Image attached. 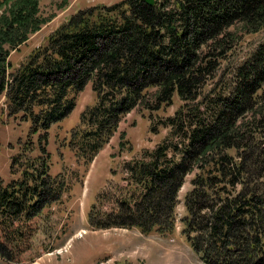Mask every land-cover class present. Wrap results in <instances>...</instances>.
I'll use <instances>...</instances> for the list:
<instances>
[{"label": "trees", "instance_id": "trees-1", "mask_svg": "<svg viewBox=\"0 0 264 264\" xmlns=\"http://www.w3.org/2000/svg\"><path fill=\"white\" fill-rule=\"evenodd\" d=\"M41 1L0 0V99L10 118L30 124L11 157L17 179L0 176V258L15 261L36 233L32 222L62 201L64 181L50 173L49 131L70 117L90 85L95 103L70 141L85 165L126 115L140 107L159 111L176 96L182 102L163 123L164 142L127 163L130 183L143 189L138 199L118 201V213L104 220L93 214V226L172 232L179 193L194 174L184 233L197 255L206 264H264V40L221 73L229 30H264V0L90 5L16 65L13 54L55 18L42 14Z\"/></svg>", "mask_w": 264, "mask_h": 264}, {"label": "rangeland", "instance_id": "rangeland-1", "mask_svg": "<svg viewBox=\"0 0 264 264\" xmlns=\"http://www.w3.org/2000/svg\"><path fill=\"white\" fill-rule=\"evenodd\" d=\"M120 1L42 0V14L55 18L13 54L12 62L19 64L32 50L45 44L51 33L78 10ZM229 32L231 50L222 61L221 73H229L239 66L264 40V30L249 33L241 24ZM217 80L210 82L205 92L215 87ZM95 100L92 87L88 85L77 97L76 109L70 117L49 131L50 173L53 177H61L66 192L60 203L46 209L32 222L36 233L28 244H24L23 252L15 257V261L0 258V264H206L184 233L187 217L184 201L192 189L194 174L186 178L179 193L172 232L154 228L150 233H144L139 228L93 226L90 221L93 214L98 220H104L105 215L118 213V201L126 199L133 205L138 199L143 189L130 183L127 163L141 159L145 151H153L164 142L169 130L163 123L182 105L176 96L171 105H164L159 111L140 107L126 115L106 147L90 165H85L83 160H77L70 141L73 130L80 125L82 112ZM29 133L30 124L10 118L5 98H1L0 176L5 181L17 179L10 173L11 157L18 152L19 145L27 141ZM121 133L126 135L124 141L120 139ZM31 140L37 145L38 135ZM34 155H39V151ZM82 231L86 233L79 236Z\"/></svg>", "mask_w": 264, "mask_h": 264}, {"label": "water", "instance_id": "water-1", "mask_svg": "<svg viewBox=\"0 0 264 264\" xmlns=\"http://www.w3.org/2000/svg\"><path fill=\"white\" fill-rule=\"evenodd\" d=\"M148 5L154 6L156 3V0H144Z\"/></svg>", "mask_w": 264, "mask_h": 264}, {"label": "bare ground", "instance_id": "bare-ground-1", "mask_svg": "<svg viewBox=\"0 0 264 264\" xmlns=\"http://www.w3.org/2000/svg\"><path fill=\"white\" fill-rule=\"evenodd\" d=\"M86 233L85 231H82V234ZM79 236H82V235H79Z\"/></svg>", "mask_w": 264, "mask_h": 264}]
</instances>
